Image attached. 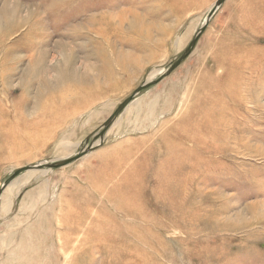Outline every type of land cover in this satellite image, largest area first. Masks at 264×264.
Instances as JSON below:
<instances>
[{
	"label": "rangeland",
	"instance_id": "rangeland-1",
	"mask_svg": "<svg viewBox=\"0 0 264 264\" xmlns=\"http://www.w3.org/2000/svg\"><path fill=\"white\" fill-rule=\"evenodd\" d=\"M217 2L0 0V190L92 147L3 191L0 264H264V0L167 74Z\"/></svg>",
	"mask_w": 264,
	"mask_h": 264
},
{
	"label": "water",
	"instance_id": "water-1",
	"mask_svg": "<svg viewBox=\"0 0 264 264\" xmlns=\"http://www.w3.org/2000/svg\"><path fill=\"white\" fill-rule=\"evenodd\" d=\"M226 0H218V2L216 3L214 9L211 11L210 15L208 16V19L206 20V23L204 24V26L201 28V30L198 32V34L196 35V37L194 38V40L190 43V45L188 46V48L185 50V52L183 53V55L181 56V58H179V60L177 62H175L171 68L169 69L168 73L169 74L172 70H174L175 68H177L193 51L197 41L199 40L200 36L202 35L203 32H205V30L207 29L210 20L212 19L213 15L215 14V12L223 5V3ZM164 78L161 77L157 82L161 81ZM151 84H145L144 86H142L141 88H139L135 94L133 96H131L129 99H127L119 108L118 110L106 121V123L103 125V127L101 128V131L99 132V134L97 135V138L102 139L107 128L113 123V121L117 118V116L132 102V100L135 98V96L140 93L141 91H143L144 89H146L147 87H149ZM92 147H89L88 150L78 154L77 156H75L74 158L71 159H67L64 161H57V162H51V163H40V164H35L33 166H28V167H24L18 171H16L13 176L4 184L3 188L0 190V199H1V195L3 193V191L16 179L18 178L20 175H23L24 173H27L29 171H43V170H51V169H58L61 168L63 166H66L70 163H72L73 161L77 160L78 158H80L81 156L87 154L89 152V150Z\"/></svg>",
	"mask_w": 264,
	"mask_h": 264
},
{
	"label": "bare ground",
	"instance_id": "bare-ground-1",
	"mask_svg": "<svg viewBox=\"0 0 264 264\" xmlns=\"http://www.w3.org/2000/svg\"><path fill=\"white\" fill-rule=\"evenodd\" d=\"M78 31V30H77ZM69 38H72L70 36H67ZM71 53H73L72 51H70ZM63 54V57H64V52H62ZM69 55V54H68ZM66 56H67V53H66ZM82 65V64H80ZM66 77V74H64V78ZM80 80L82 82H89L90 78L89 76H87L86 73L82 74V76H80ZM66 85V84H65ZM74 93H77L78 90L76 87H69ZM127 100V99H126ZM138 105V104H137ZM112 127V126H111ZM99 143V142H98ZM61 150L60 151H65V147L63 145L60 146ZM71 148V147H70ZM67 160V159H66ZM42 172H45V171H29L27 173H24L23 175H25L23 177V175H20L22 177H19V178H16V180L14 182H12L7 188H6V191L4 192L3 194V197H2V202H1V207H2V210L3 211H7L9 209V207H11V200H12V196L14 194V191H15V188L19 187L20 184L22 182H28L30 181V179L37 175L38 173H42ZM24 184V183H23ZM13 203V202H12Z\"/></svg>",
	"mask_w": 264,
	"mask_h": 264
}]
</instances>
